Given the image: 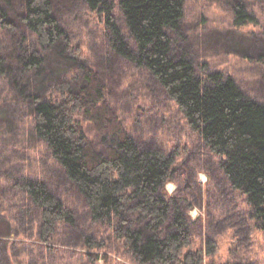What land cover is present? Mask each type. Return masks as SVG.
<instances>
[{"label": "trees", "instance_id": "16d2710c", "mask_svg": "<svg viewBox=\"0 0 264 264\" xmlns=\"http://www.w3.org/2000/svg\"><path fill=\"white\" fill-rule=\"evenodd\" d=\"M82 1L104 16L109 52L149 71L175 100L191 130L202 136L207 150L221 158L230 185L246 193L251 216L264 232V100L248 95L231 74L200 73L184 47L187 36L181 26L187 0ZM213 1L228 4L232 11V28L217 32L230 39L228 49L264 65V0ZM250 25L255 28L246 38L240 32ZM70 36L54 1L0 0V114L8 116L4 110L10 106L14 117H32L21 128L32 130L45 142L52 161L59 163L84 199L91 221L112 228V237L137 264H204L219 246L214 238L208 240L206 252L194 246L186 204L165 187L175 171L174 156L164 147L138 143L130 134L111 107L105 78L85 63L80 46L75 49L69 43ZM59 47H71L82 59L78 83L69 70L55 80L48 69ZM26 87L31 93H26ZM7 118L0 116V125L6 119V129L11 127ZM16 118L13 121L18 123ZM82 118L100 136H116V144L96 147ZM3 134L0 128V141ZM0 187L13 199L19 197L12 207L14 222H21L23 228L32 221L38 240L48 243L45 248L61 250L55 244L59 228H73L76 218L51 182L18 173ZM14 231L20 229L14 230L10 221L7 233H0V264L23 262L9 254L18 245L6 239ZM98 241L94 235L86 239L90 249L105 245ZM81 254L99 260V254ZM109 258L103 255L106 264Z\"/></svg>", "mask_w": 264, "mask_h": 264}, {"label": "rangeland", "instance_id": "374dc122", "mask_svg": "<svg viewBox=\"0 0 264 264\" xmlns=\"http://www.w3.org/2000/svg\"><path fill=\"white\" fill-rule=\"evenodd\" d=\"M52 1L67 32L71 34V46L75 49L80 46L85 63L97 69L105 78L110 90L108 100L112 103L111 107L119 112L130 134L138 143L149 147H164L174 156L175 171L165 186L166 190L186 204L183 208L191 216L194 246L206 252L207 242L213 238L219 246L217 253L207 256L204 264L226 261L264 264V232L257 227L251 216L246 193L230 185L220 165L221 158L207 150L199 132L191 130L175 100L167 95L149 71L133 66L109 52L106 24L101 13L87 8L82 0ZM186 6L181 27L187 39L186 46L183 45L198 63L200 73L206 75L209 71L221 70L231 74L248 95L264 100V81L261 80L264 65L258 64V60L251 59L249 62L229 50L226 43L230 39L217 33L232 28L233 16L229 5L213 0H187ZM116 12L123 25L121 12L119 9ZM261 20L264 23V19ZM253 28L255 26L244 27L240 33L251 38ZM52 58L47 67L54 74L55 80L57 77L62 78L68 70L77 83L81 80L82 59L76 57L71 47H59L53 52ZM25 91L31 93L27 87ZM11 109L8 106V110H4L8 116L5 112L0 114L1 117H8L11 122V129L4 127L6 119L0 125L4 129L0 156L8 154V157L4 156L0 160V184L15 179L18 173L43 177L51 182L58 195L65 197L76 218L73 228H69L71 230L59 228L60 234L55 237V244L61 250L45 248L48 243L38 240L32 221L26 223L24 229L20 227L21 222H14L15 210L12 207L18 203L19 197L13 199L7 189L0 187V233H7L10 221L14 230L20 229V232L14 231L6 238L18 243L15 250L17 253L10 250L9 254L11 258L23 262L17 260L14 264H28V257L29 264H106L104 254L110 257L109 264H137L132 255L112 237V228L91 221L84 199L68 180L59 163L52 161L45 142L38 139L32 130L21 128L32 117L16 118L14 109ZM15 118L18 123L13 121ZM82 121L96 147L105 149L109 143L116 144V136H100L93 125L84 118ZM93 235L99 239V243L104 242L105 245L90 249L86 239ZM22 242L29 245L24 248ZM49 245L51 248L52 245ZM42 249L48 258L41 255ZM88 252L99 254V260L91 261L81 254Z\"/></svg>", "mask_w": 264, "mask_h": 264}]
</instances>
